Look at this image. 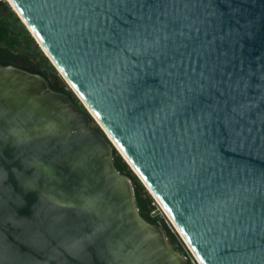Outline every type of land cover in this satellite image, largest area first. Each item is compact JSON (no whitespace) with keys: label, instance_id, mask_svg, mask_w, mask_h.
Masks as SVG:
<instances>
[{"label":"water","instance_id":"1","mask_svg":"<svg viewBox=\"0 0 264 264\" xmlns=\"http://www.w3.org/2000/svg\"><path fill=\"white\" fill-rule=\"evenodd\" d=\"M11 1L89 115L0 65V264H189L114 150L200 264H264V0Z\"/></svg>","mask_w":264,"mask_h":264},{"label":"trees","instance_id":"2","mask_svg":"<svg viewBox=\"0 0 264 264\" xmlns=\"http://www.w3.org/2000/svg\"><path fill=\"white\" fill-rule=\"evenodd\" d=\"M10 13L13 18V23L12 27L13 28V36L10 37L9 31H10V26L7 25L4 27L5 31V39L4 42L8 43L13 49V51H16L18 47L23 46L26 48V51L29 55L33 56L34 54L39 55V59L41 60V63L43 64L44 68L53 74H55L59 80L61 81L60 87L63 92H65L72 102L76 105V107L86 115H89L83 104L80 102V100L76 97V95L71 91V89L68 87V85L61 79L59 76L57 70L55 67L52 65V63L49 61V59L43 54L41 51L40 47L34 40V38L31 36L27 28L24 26V24L21 22L19 17L15 14L13 10L10 9ZM10 37V38H6ZM25 38V39H24ZM24 39V41H23ZM23 41V44H22ZM22 44V45H21ZM92 127L98 131H100L103 135L104 133L101 131L100 127L95 123V121L92 119ZM114 163L116 168L119 170V172L126 176L130 177L135 185H136V197H137V203L138 207L141 211L142 216L149 221L152 224L155 223H160L162 228L167 232L168 236L173 239H176L177 242V247L176 249L188 256L186 249L183 245V243L180 241V239L177 237L175 233L172 232L170 227L167 225L165 222V219L162 218L159 214L155 215L157 212V206L155 204L154 198L147 192L145 186L143 183L138 179V177L133 173V171L130 169L128 164L123 160L121 155L114 150ZM189 258V257H188ZM189 264H191L190 258H189Z\"/></svg>","mask_w":264,"mask_h":264},{"label":"flooded vegetation","instance_id":"3","mask_svg":"<svg viewBox=\"0 0 264 264\" xmlns=\"http://www.w3.org/2000/svg\"><path fill=\"white\" fill-rule=\"evenodd\" d=\"M10 9L11 7L8 6L7 0H0V65L4 67H15L23 71L38 74L47 80L49 86L52 89L62 91L60 87L61 81L55 74L48 72L44 68L43 64L41 63V60L39 59L38 54H34L33 56L29 55L26 51V48L23 46H20L16 51H13L10 45L4 42L5 26H10V37H12L14 33V27L11 26L13 23V18L10 13ZM10 37L6 38L8 39ZM155 224L161 226L160 223Z\"/></svg>","mask_w":264,"mask_h":264},{"label":"rangeland","instance_id":"4","mask_svg":"<svg viewBox=\"0 0 264 264\" xmlns=\"http://www.w3.org/2000/svg\"><path fill=\"white\" fill-rule=\"evenodd\" d=\"M7 4H8L9 7H11V6L9 5L8 2H7ZM11 9H12V8H11ZM155 204H156V206H157V212H156L155 215L159 214L162 218H164V219H165V222L167 223V225H168V223H169V225H170V229L172 228V229L174 230L175 234L177 235V237L180 239V241H182V243H184L183 240H182V238H181V237L179 236V234L176 232V229H175L174 226L172 225L171 221L168 219V217L166 216L165 212H164L163 209L161 208V206H160L156 201H155ZM184 245H185V243H184ZM185 247H186V246H185Z\"/></svg>","mask_w":264,"mask_h":264},{"label":"bare ground","instance_id":"5","mask_svg":"<svg viewBox=\"0 0 264 264\" xmlns=\"http://www.w3.org/2000/svg\"><path fill=\"white\" fill-rule=\"evenodd\" d=\"M7 2L18 12L17 8L15 7V5L13 4V2L11 0H7ZM19 13V12H18ZM20 14V13H19ZM22 17V16H21ZM23 19V17H22ZM24 20V19H23ZM25 22V20H24ZM32 31V30H30ZM32 34L34 35V37L38 40V42L40 43V45L42 46V48L44 49L45 53H47V51L45 50L44 46L42 45V43L40 42V40L37 38V36L35 35V33L32 31ZM48 54V53H47ZM49 55V54H48ZM156 202L161 206V208L163 209V211L165 212L166 216L168 217V219L170 221H172L170 215L168 214V212L166 211V209L163 207V205L158 201V199H156ZM196 255V254H195ZM199 260V259H198ZM200 261V260H199ZM201 263V262H200Z\"/></svg>","mask_w":264,"mask_h":264},{"label":"built area","instance_id":"6","mask_svg":"<svg viewBox=\"0 0 264 264\" xmlns=\"http://www.w3.org/2000/svg\"><path fill=\"white\" fill-rule=\"evenodd\" d=\"M168 226L170 227V225H169V223H168ZM171 230H172V232L173 233H175L174 232V230L171 228ZM182 242V241H181ZM183 245H184V243H183ZM186 245H184V247H185ZM185 249H186V252H187V254H188V256L187 257H189L190 258V261H191V264H200L199 262H198V260L196 259V257L194 256V254L190 251V249L186 246L185 247ZM188 258V259H189Z\"/></svg>","mask_w":264,"mask_h":264}]
</instances>
